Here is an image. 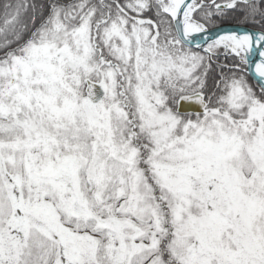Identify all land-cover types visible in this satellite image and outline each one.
Returning <instances> with one entry per match:
<instances>
[{
	"label": "snow or ice",
	"instance_id": "obj_1",
	"mask_svg": "<svg viewBox=\"0 0 264 264\" xmlns=\"http://www.w3.org/2000/svg\"><path fill=\"white\" fill-rule=\"evenodd\" d=\"M0 264H264V0H0Z\"/></svg>",
	"mask_w": 264,
	"mask_h": 264
}]
</instances>
